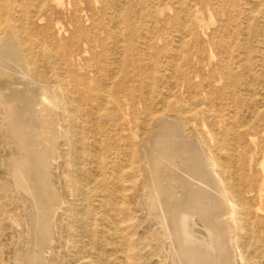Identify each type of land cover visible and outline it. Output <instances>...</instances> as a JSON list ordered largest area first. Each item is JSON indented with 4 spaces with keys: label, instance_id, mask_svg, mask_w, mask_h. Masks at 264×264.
<instances>
[{
    "label": "rangeland",
    "instance_id": "374dc122",
    "mask_svg": "<svg viewBox=\"0 0 264 264\" xmlns=\"http://www.w3.org/2000/svg\"><path fill=\"white\" fill-rule=\"evenodd\" d=\"M13 1L26 48L11 38L17 84L0 87V264H182L178 223L199 210L176 185L188 172L161 169L180 160L163 119L227 194L209 218L231 222L220 260L264 264V0ZM155 191L185 193L168 225Z\"/></svg>",
    "mask_w": 264,
    "mask_h": 264
},
{
    "label": "bare ground",
    "instance_id": "6f19581e",
    "mask_svg": "<svg viewBox=\"0 0 264 264\" xmlns=\"http://www.w3.org/2000/svg\"><path fill=\"white\" fill-rule=\"evenodd\" d=\"M13 0H0V87L1 86H5L6 83L9 81L10 85L13 84H17V83H13L15 81H17V78L14 77V74L12 76L11 73H9L7 68H11V66H9V61H10V57L12 53H15L13 49V41L11 38H13L16 42H17V38L18 41L20 42V45H22L24 48H26V42L23 39V35L20 36V34L24 33V27H17V6L15 8V4L12 2ZM56 1V0H55ZM33 2V1H32ZM42 2V1H41ZM22 4V3H21ZM31 4V3H30ZM17 5V4H16ZM77 5V4H76ZM22 6V5H21ZM38 8V7H37ZM41 11L43 13H49L50 12V6L48 7L47 4L46 5H42L41 7ZM19 9V8H18ZM21 9V8H20ZM24 9V8H23ZM25 11V10H24ZM38 11V10H37ZM28 12V11H27ZM26 13V12H25ZM30 14V13H29ZM37 14V12H36ZM44 14V15H45ZM31 15V14H30ZM74 15V14H73ZM20 16V14H19ZM24 17V21L25 23L28 25V17L26 15L22 16ZM41 17V16H40ZM20 20V19H19ZM31 20V19H29ZM22 22V21H21ZM26 27V26H25ZM35 25H32V31H38L36 28H34ZM46 27V26H45ZM18 29V30H17ZM40 32V31H39ZM46 32V31H45ZM37 33V32H36ZM31 34V33H30ZM29 34V35H30ZM28 35V34H27ZM38 35V33H37ZM32 36V35H31ZM34 36V35H33ZM7 37V38H6ZM9 37V38H8ZM25 38V37H24ZM30 38V37H29ZM37 40V39H36ZM42 41V40H41ZM21 46V47H22ZM19 49V48H18ZM28 49V48H27ZM30 51V50H29ZM30 53V52H28ZM18 55V54H17ZM23 55V54H22ZM24 56V55H23ZM27 56V55H26ZM29 56V55H28ZM14 57V55H13ZM29 58V57H28ZM16 61V60H15ZM30 61V59H29ZM32 62V61H31ZM30 62V63H31ZM29 63V64H30ZM11 65V63H10ZM28 66V64H27ZM29 67V66H28ZM27 67V68H28ZM30 68H32V66H30ZM15 70L17 72V67L15 66ZM12 71V70H11ZM10 71V72H11ZM32 72V71H31ZM17 74V73H16ZM15 74V75H16ZM27 77V76H25ZM5 78V79H3ZM24 78V77H23ZM28 79V78H27ZM12 81V82H10ZM29 81V80H28ZM31 82V81H30ZM28 82V83H30ZM4 83V84H2ZM32 84H30L31 86L33 85V82H31ZM17 86V85H16ZM38 86V85H37ZM9 87V86H8ZM77 88V87H76ZM3 89V88H2ZM7 89V88H6ZM11 89V88H10ZM9 90L12 91V90ZM29 90V97L31 100V97L34 95L32 91L36 90V86L33 85V87H31L30 89L27 88ZM32 89V90H31ZM24 90H26L24 88ZM37 90L39 91L38 87ZM2 91V90H0ZM4 91V90H3ZM17 89L15 90L14 93H12L11 95L14 96V98H18L17 97ZM38 91L36 93V95L38 94ZM36 92V91H35ZM11 93V92H10ZM19 93V92H18ZM27 93V92H26ZM26 93H24V95H26ZM68 93V92H67ZM23 94V93H21ZM19 93L20 96H23ZM8 96V94H6ZM5 96V95H4ZM12 96V97H13ZM39 96V94L37 95ZM106 96V95H105ZM6 97V96H5ZM7 98V97H6ZM9 98V97H8ZM11 98V97H10ZM34 98V97H33ZM38 98V97H37ZM13 99V98H12ZM9 99V100H12ZM22 99V98H21ZM28 99V98H27ZM35 99V98H34ZM39 99V98H38ZM7 100V101H9ZM14 101V100H13ZM26 101V99H25ZM34 100H31V102H33ZM36 103L38 102L37 99L35 100ZM46 101V100H45ZM11 102V101H10ZM30 102V101H29ZM50 105H53L52 102H49ZM18 104L22 107H25L26 104L22 103L18 101ZM32 104V103H31ZM38 105V103H37ZM55 105V104H54ZM14 106L17 107V102L14 104ZM36 106V104H35ZM34 107V105H33ZM32 107V108H33ZM22 109V108H20ZM31 109V108H30ZM99 109V108H98ZM16 110V109H14ZM25 111V110H24ZM32 111V110H31ZM100 111V110H99ZM15 112V111H14ZM30 112V111H29ZM101 112V111H100ZM24 114V113H23ZM33 114V113H32ZM19 117L21 116V114H18ZM28 116V115H27ZM26 116V117H27ZM30 116V115H29ZM13 117V116H12ZM32 117V116H30ZM17 118V115H15V120ZM33 118V117H32ZM30 118V120L32 119ZM22 119V117L20 118ZM26 118H24L25 120ZM28 120V119H26ZM25 120V121H26ZM38 121V119H37ZM16 122V121H15ZM21 122V121H20ZM23 122V121H22ZM27 122V121H26ZM30 122V121H29ZM28 122V123H29ZM36 123V121H35ZM37 122V125L38 126ZM160 124L162 126V131H164V133L169 134L170 136H173L176 139L170 140L167 145L166 148L170 149V154L169 157H176L178 156L180 160H176L175 164L172 167H167L164 166V168L161 167V169L164 171L163 173H165L166 175H170V174H178L179 171H184L185 173H187L188 175H190L189 177H182L179 176L178 180H177V188L181 185L182 187L184 186L186 195L185 197L187 198V200L189 201L190 205H188V208L186 209H191V210H196L198 209L199 212H190L188 215H184V217L182 218L181 222H179L178 224H180V229L176 230L179 231L182 236V240H183V244H184V258H182V254H178L180 256L179 257V262H182V264H216L215 262H217L218 264H223V262H225L224 260L221 261L220 259H222V255L220 254L222 248L225 245H229L228 241H229V234H233L232 233V227H231V222L230 220H224L223 222H218L216 221V223L211 224V220H216L219 217H222L225 212V210H228V206H229V200L227 197V194L225 192V190H223L221 184H219L217 178H216V173L213 171V169L210 167V164L207 163L206 161V157L203 158L202 156H199L198 154H196V150L195 152L192 151V147L189 145V142L183 139V137L180 135L182 133V129L180 122H176V124L172 121H169L168 119H163L160 121ZM20 125V124H19ZM22 125V124H21ZM42 125V124H41ZM23 126V125H22ZM26 126V125H25ZM180 131V133H179ZM23 134V133H22ZM26 134V132H25ZM19 136V135H18ZM22 138V137H21ZM31 139V138H30ZM168 141V140H167ZM34 146V145H33ZM264 149V148H263ZM211 152V151H210ZM166 153V152H165ZM203 153V152H202ZM173 154V155H172ZM28 155V154H27ZM167 155V154H166ZM202 155V154H201ZM204 155V154H203ZM30 156V154H29ZM246 156V155H245ZM168 157V158H169ZM172 161V160H171ZM159 163V161H158ZM173 163V162H172ZM29 164V163H28ZM161 164V163H160ZM19 165V164H18ZM155 165V164H154ZM172 165V164H171ZM249 165V162L244 161L242 162V166L244 169L247 168V166ZM160 167V166H159ZM19 169V168H18ZM29 171H24L23 174V178L26 176L28 179V176L31 174V169H28ZM178 170V172H176ZM33 173V172H32ZM35 173V172H34ZM180 173V172H179ZM223 173H225V171L223 170ZM25 175V176H24ZM185 175V174H184ZM159 177L161 176L160 174L158 175ZM31 178V176H29ZM37 177V176H36ZM20 179V178H19ZM195 181H200L202 183H204L208 188H210L211 190H214L215 193L210 192L208 189L204 188H199L200 186H198L197 189H194L196 187H193V182ZM20 182V181H19ZM26 182V180H25ZM40 182V181H39ZM166 183V182H165ZM196 183V182H195ZM200 183V184H202ZM199 184V183H198ZM44 185V184H43ZM195 185V184H194ZM25 186V185H24ZM39 187H41L40 185H38ZM227 191H231V188L228 185H225ZM155 188H158V185L154 184ZM43 188V187H42ZM247 188L250 191L255 190V186L251 183L247 186ZM38 189V188H36ZM48 189V188H47ZM45 190V189H43ZM156 192V191H155ZM156 194L158 195L157 197V212L159 213V217L164 220V222H166V224L168 225V223L172 222V216H174L175 214H179L181 211L178 210L177 208L179 207L178 205L181 204L182 205V200H183V194H185L184 192L181 194L182 195V199L179 197H175L171 200H168V198L163 197L161 198V196L159 197V193L156 192ZM262 194H264V185L259 187V191H258V197L260 198L262 196ZM218 196V197H217ZM42 197V195H41ZM186 198H184L186 200ZM242 200V199H241ZM177 204V208H175ZM236 208H238V205H235ZM182 208V207H181ZM185 209V207H183ZM180 209V207H179ZM183 209V210H184ZM187 211V210H186ZM157 213V214H158ZM183 214V213H182ZM227 214V213H226ZM176 215V216H177ZM180 216V215H179ZM225 217V216H224ZM223 217V218H224ZM178 218V217H176ZM175 218V219H176ZM211 218V220L209 219ZM222 218V219H223ZM33 219V218H32ZM221 220V219H220ZM180 221V219H179ZM46 222V221H45ZM174 222V221H173ZM178 222V221H177ZM39 223V222H38ZM177 224V223H175ZM177 224V225H178ZM176 226V225H175ZM38 227V226H37ZM45 227V226H44ZM166 227V226H165ZM171 226H168V229ZM173 227V226H172ZM179 227V226H178ZM174 228H177L174 227ZM173 228V233L175 234V229ZM44 229V228H43ZM171 229V228H170ZM169 229V232H170ZM172 232V230H171ZM42 233V232H40ZM172 233V234H173ZM170 235V234H168ZM34 236V235H33ZM175 236V235H174ZM174 236L171 235V237L173 238ZM179 236V235H177ZM175 236V237H177ZM37 237V236H36ZM180 239V237H178ZM176 239V238H175ZM173 238V240H175ZM178 240V239H177ZM181 240V239H180ZM179 240V241H180ZM232 241V239H231ZM230 241V242H231ZM174 242V241H173ZM177 243V241H176ZM175 243V244H176ZM181 243V242H180ZM177 243V244H180ZM233 244V242H231ZM174 244V245H175ZM182 244V245H183ZM173 246V245H172ZM176 246V245H175ZM231 246V244H230ZM178 245L176 246L175 249H177ZM183 247V246H182ZM181 247V248H182ZM40 248V247H39ZM44 248V247H43ZM180 248V249H181ZM229 247H227L228 249ZM179 249V248H178ZM231 249V247H230ZM232 249L235 250V248L233 247ZM231 249V250H232ZM41 250V249H40ZM173 250V249H172ZM229 250V249H228ZM227 250V251H228ZM230 250V251H231ZM233 250V251H234ZM179 250H177L178 252ZM233 251H231L230 253L227 254H231L233 255ZM176 252V250H175ZM174 252V253H175ZM176 252V253H177ZM229 252V251H228ZM179 253V252H178ZM225 253V252H224ZM226 255V254H225ZM229 255V256H231ZM36 256V255H35ZM32 257V256H31ZM43 257V256H41ZM228 257V256H227ZM177 258V257H176ZM186 258V260H185ZM223 258H226V256H224ZM229 258V257H228ZM231 258L234 259L233 256H231ZM230 258V259H231ZM34 259V258H33ZM227 259V258H226ZM188 260V262H187ZM229 260V259H228ZM228 260H226V262L228 263ZM235 260V259H234ZM186 261V262H185ZM230 262V260H229ZM234 261H232L231 264H233ZM225 264V263H224ZM230 264V263H229ZM235 264V263H234Z\"/></svg>",
    "mask_w": 264,
    "mask_h": 264
}]
</instances>
